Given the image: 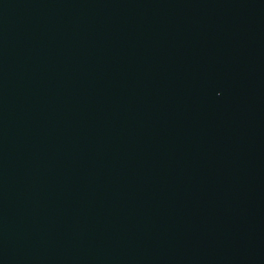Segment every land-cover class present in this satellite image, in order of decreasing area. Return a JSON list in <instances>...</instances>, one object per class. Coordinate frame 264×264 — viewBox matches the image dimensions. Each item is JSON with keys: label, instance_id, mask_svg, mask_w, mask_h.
<instances>
[{"label": "water", "instance_id": "95a60500", "mask_svg": "<svg viewBox=\"0 0 264 264\" xmlns=\"http://www.w3.org/2000/svg\"><path fill=\"white\" fill-rule=\"evenodd\" d=\"M231 0H0V264H221Z\"/></svg>", "mask_w": 264, "mask_h": 264}]
</instances>
